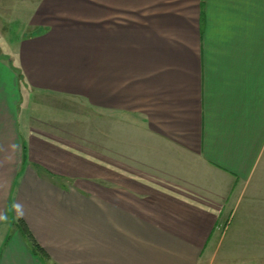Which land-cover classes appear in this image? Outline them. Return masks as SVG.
Listing matches in <instances>:
<instances>
[{"label": "crops", "instance_id": "0c3cea01", "mask_svg": "<svg viewBox=\"0 0 264 264\" xmlns=\"http://www.w3.org/2000/svg\"><path fill=\"white\" fill-rule=\"evenodd\" d=\"M18 2L0 264H199L244 200L241 224L264 228V0ZM48 96L88 114L22 113Z\"/></svg>", "mask_w": 264, "mask_h": 264}, {"label": "rangeland", "instance_id": "374dc122", "mask_svg": "<svg viewBox=\"0 0 264 264\" xmlns=\"http://www.w3.org/2000/svg\"><path fill=\"white\" fill-rule=\"evenodd\" d=\"M30 8L31 4L24 5L18 0H0V45L2 48L9 45L14 49L21 37L27 34L25 23ZM44 99L52 106L42 107L31 100L27 106L25 103L21 106L22 113L60 120H73L72 118L80 120L79 117L65 115L61 108L88 114L85 105L81 102L53 96ZM244 203L245 200L240 209L234 212L230 224L219 229L213 242L201 255L199 264H264V228L256 225L247 227L241 224L240 215ZM237 231L240 232L237 233Z\"/></svg>", "mask_w": 264, "mask_h": 264}, {"label": "trees", "instance_id": "16d2710c", "mask_svg": "<svg viewBox=\"0 0 264 264\" xmlns=\"http://www.w3.org/2000/svg\"><path fill=\"white\" fill-rule=\"evenodd\" d=\"M22 233H23V234L25 233L24 229L22 230ZM29 239H30L31 242L33 243L34 249L37 250V251H39V252H42L41 248H40L35 242H33V240L31 239L30 236H29Z\"/></svg>", "mask_w": 264, "mask_h": 264}, {"label": "clouds", "instance_id": "9594fccd", "mask_svg": "<svg viewBox=\"0 0 264 264\" xmlns=\"http://www.w3.org/2000/svg\"><path fill=\"white\" fill-rule=\"evenodd\" d=\"M13 207L19 209V208L22 207V205H20L19 203H17V204H14ZM0 219H5L6 220L7 217L6 216H0Z\"/></svg>", "mask_w": 264, "mask_h": 264}]
</instances>
